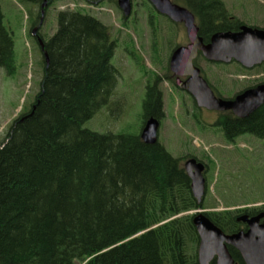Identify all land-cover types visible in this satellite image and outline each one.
<instances>
[{"label":"trees","instance_id":"1","mask_svg":"<svg viewBox=\"0 0 264 264\" xmlns=\"http://www.w3.org/2000/svg\"><path fill=\"white\" fill-rule=\"evenodd\" d=\"M42 1L45 10L57 0ZM55 18V32L40 38L39 90L0 141V264H198L199 236L189 212L214 208L204 214L225 234L246 229L242 215L264 212V203L216 209L197 202L183 167L194 154L174 156L159 141L144 142L140 131L84 127L114 93L118 37L80 10H58ZM149 24L154 27L150 13ZM0 67L15 72L1 7ZM201 73L216 96L229 97ZM161 80L156 73L147 80L140 130L147 118L163 117ZM213 125L228 143L244 134L264 139V103L245 118L218 112ZM228 250L235 264H245L235 248Z\"/></svg>","mask_w":264,"mask_h":264},{"label":"rangeland","instance_id":"2","mask_svg":"<svg viewBox=\"0 0 264 264\" xmlns=\"http://www.w3.org/2000/svg\"><path fill=\"white\" fill-rule=\"evenodd\" d=\"M63 1H53L46 7L39 29L42 36H51L55 32V16ZM70 1L83 12L111 26L112 34L118 37L112 63L120 74L114 93L110 102L83 126L101 133L139 132L144 85L153 73L159 74L162 77L159 86L163 94L164 114L158 129V141L174 156L191 153L206 165L204 203L218 205L216 209L263 204L264 139L244 134L232 143L226 142L221 131L213 125L218 112L204 108L197 110L191 96L175 85L176 76L166 71L172 45L183 43L180 30L171 34L163 18L154 16V24L158 28L154 34L147 22L148 11L135 3L139 0H132V12L126 25L115 0H93L94 3L89 0ZM238 1L255 11L264 12V0ZM0 7L4 24L12 34L15 60L12 75L0 67L1 141L10 122L30 108L39 90L42 53L30 32V25L36 26L39 21V3L35 0H0ZM260 19H264V14ZM197 62L223 95L234 94L253 79L252 75L245 77L235 63L211 65L202 57ZM252 73L259 76L257 72ZM164 75L169 77L168 81ZM257 76L254 77L257 79ZM196 120L203 122L204 126Z\"/></svg>","mask_w":264,"mask_h":264},{"label":"water","instance_id":"3","mask_svg":"<svg viewBox=\"0 0 264 264\" xmlns=\"http://www.w3.org/2000/svg\"><path fill=\"white\" fill-rule=\"evenodd\" d=\"M149 2L158 12L185 22L190 43L172 51L169 68L175 75L185 77L178 79L176 85L191 96L197 107L217 112L231 111L234 116L245 118L264 103V84L246 88L230 98L217 97L200 74V69L193 64L200 51L210 62L228 63L234 60L245 68H252L264 61V29L242 27L239 32H217L207 44H203L188 10L171 4L169 0ZM117 4L124 16L131 13V0H117ZM39 45L43 48L41 42ZM44 57L46 59V55ZM159 125L157 118H147L140 130L142 140L149 144L157 142ZM183 167L190 178L191 192L201 203L206 193L205 165L190 157L183 162ZM204 211L199 208L189 212L193 215L192 222L199 236L198 264H235L228 246L239 252L245 264H264V212L250 217L242 215L239 220L246 224V229L225 234Z\"/></svg>","mask_w":264,"mask_h":264},{"label":"flooded vegetation","instance_id":"4","mask_svg":"<svg viewBox=\"0 0 264 264\" xmlns=\"http://www.w3.org/2000/svg\"><path fill=\"white\" fill-rule=\"evenodd\" d=\"M36 1L39 3V12H38L39 13V21H38V24L36 26L34 25L32 27V25H30V32L32 33V35H34L35 39L39 43V42H41L40 38L42 35L39 32V29L41 27V22H42L44 14H45V10H44L45 6H43V5H45L46 2H43L42 0H36ZM169 1L171 2V4L185 8L186 10H188L192 14L193 22H194L195 26L197 27V34L201 37L203 44H207L210 41L211 36L217 32H239V31H241L242 27L264 29V19H260V16L263 15L264 12L255 11L254 8H252L249 5H246V4H244L238 0H169ZM115 2L117 4V0H115ZM131 2H132V0H131ZM145 2L152 9L148 8L145 5ZM135 3L137 6L140 5L148 11L147 22H148L149 26H150V24H149V13L151 14L152 24L154 25V27L153 26H150V27H151V31L154 34H155V32H158V28L154 24V16H160L163 18V20L168 25L167 30L170 31L171 34L172 33L175 34L176 33L175 31H177V29L180 30L179 32L183 35V43L174 44V46L172 45L173 51L180 46H186L190 43V41L187 37L184 20L176 21V20L172 19L169 15L158 12L155 9V7L149 2V0H139ZM117 6H118V4H117ZM131 12H132V10H131ZM130 14L128 16H124V17H126V20L129 19ZM134 22H136V20ZM171 53H172V51H171ZM171 53L168 56V61H167L168 68H169V58H170ZM199 57L204 58L200 51H198L197 57L193 60V64L195 66H197L196 63H197V59ZM206 61L210 62L208 60H206ZM212 63H215V62H212ZM230 63H235L240 68L244 69L243 74L245 77L246 76L249 77L250 75H252L251 78H253V79H250L251 80L250 82L248 81L249 83H248V85L246 84L247 85L246 88L251 86V85H253L251 87H254V86L259 85V84H264V61H262L259 64L254 65L252 68H245L243 65L239 64L238 62H236L234 60H231L227 64H230ZM215 64H217V63H215ZM218 64H220V63H218ZM197 67L200 69V74L202 75V73H201L202 68L199 66H197ZM169 70H170V68H169ZM252 72H257L259 76H257V74L254 75V73H252ZM171 73L174 74L172 71H171ZM174 76H176L175 85H176V81L178 79L179 80L185 79V77L177 76L175 74H174ZM254 76H257V79ZM144 87H145V85H144ZM217 89H219V88H217ZM234 95L229 94L228 98H230ZM205 170H206V165H205Z\"/></svg>","mask_w":264,"mask_h":264},{"label":"built area","instance_id":"5","mask_svg":"<svg viewBox=\"0 0 264 264\" xmlns=\"http://www.w3.org/2000/svg\"><path fill=\"white\" fill-rule=\"evenodd\" d=\"M76 4L73 2H66L60 6L61 9H74L76 8Z\"/></svg>","mask_w":264,"mask_h":264}]
</instances>
